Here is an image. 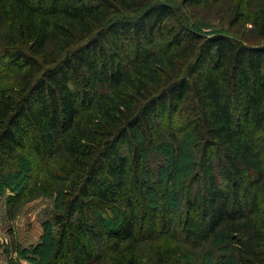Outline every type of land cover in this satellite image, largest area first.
<instances>
[{"label": "trees", "instance_id": "16d2710c", "mask_svg": "<svg viewBox=\"0 0 264 264\" xmlns=\"http://www.w3.org/2000/svg\"><path fill=\"white\" fill-rule=\"evenodd\" d=\"M209 1L0 0V187L54 197L43 264H264V0H230L253 42L191 29Z\"/></svg>", "mask_w": 264, "mask_h": 264}, {"label": "rangeland", "instance_id": "374dc122", "mask_svg": "<svg viewBox=\"0 0 264 264\" xmlns=\"http://www.w3.org/2000/svg\"><path fill=\"white\" fill-rule=\"evenodd\" d=\"M249 1V13L254 15L259 0ZM169 5L178 7L180 0H165ZM230 0H210L207 5L186 11L191 29L204 36L222 33L249 41L254 37L249 24L241 23L230 27ZM16 190L0 187V264L17 260L20 264H43L51 248V224L49 218L56 210L54 197L30 196L22 199L17 209H8L6 199L13 197ZM12 216V217H11ZM54 232V230H53ZM51 238V239H49ZM19 254L14 253V246Z\"/></svg>", "mask_w": 264, "mask_h": 264}]
</instances>
